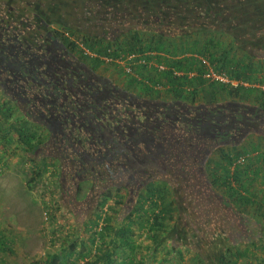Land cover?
Returning <instances> with one entry per match:
<instances>
[{"label":"trees","instance_id":"1","mask_svg":"<svg viewBox=\"0 0 264 264\" xmlns=\"http://www.w3.org/2000/svg\"><path fill=\"white\" fill-rule=\"evenodd\" d=\"M46 22L55 23L58 27L59 24L63 25L61 28L64 32L49 28L45 30ZM215 25L222 31L214 28ZM67 31L78 33L83 39V46L79 47L77 41L66 35ZM214 31L230 35L232 43L225 47L220 38L212 37ZM201 35L207 37L202 40ZM18 37L21 42H18ZM54 37L60 39L71 52L79 48L81 57L96 68L102 67L106 61L103 57H111L115 64V60L121 57L131 54L135 57L132 61L135 75L128 73L131 76L127 75L129 78L124 81L128 90L118 86L113 91L114 95H109L106 108H103L110 115H118V134L134 147L119 156L115 174L105 171V176L112 175L109 182L112 185H106L104 175L96 176L98 185H95L100 187L99 193L104 199L94 209L102 208L107 203L112 186L118 190L125 187L132 192H128L132 194L131 198L135 199V207L128 208L127 215L131 216L133 212L137 215L134 218L131 216L130 224L114 227L109 223L113 218L111 215L95 214L96 219L91 218L93 226L98 225L100 219L106 220L100 231L101 239L112 234L113 243L105 250L96 249V260L86 264H96L102 260L113 264V247L132 251L138 248L132 238L134 226L144 230L151 240L150 248L147 247L149 250L162 242L160 232L172 235L173 214L179 207L169 200L154 179L165 178L170 187L180 182L185 188L183 198L186 204L190 191L200 188L197 180L203 181L207 177L206 181H210L212 188L218 190L220 187L222 196H234L235 204L252 206L253 209L256 205L257 209L264 211V205L258 204L251 189L256 182H264V169L261 171L250 167V159L245 165L242 164L240 157L248 152L238 148L248 135L259 134V129L264 127V89L255 85L264 84V56L259 64L260 61L256 59L260 58L253 48L256 45L264 46V0H0V76L8 81L12 68L22 69L11 61V56L15 54L30 61L31 67L43 65L49 69L44 58H35L30 53L27 57V49L29 52L34 50L39 41L44 42L41 45L42 54H52L50 46ZM245 40L250 45L244 44ZM20 43L24 45L20 46ZM46 44L51 50L47 49ZM77 59L80 61H77L78 65L90 70V66ZM62 63L59 70L50 69L44 78L34 74L36 80L23 84L19 79L20 72L16 71L19 78L15 77L14 83L17 87L22 85L20 90L29 92L30 89L38 111L35 117L43 119L44 125L54 130L53 137L56 139L62 140V133L63 148L72 155L76 153L73 152V144L82 139V127L79 125L82 111L93 110L96 106L89 105L95 99L86 96L91 94L89 90H83L84 85H89L86 78L77 77L75 69L68 66L67 61L64 65ZM161 65L164 68H159ZM210 72L211 75L207 76ZM212 73L223 74L230 81H237L238 85L219 80ZM60 81L66 88L59 85ZM244 82L248 85H244ZM97 85L102 92L106 91L104 85ZM162 86L165 89L161 90ZM54 90L58 95L55 108L52 106ZM10 96L19 104L15 95ZM60 100H65L69 106L65 107L63 103L61 106ZM54 109L58 110L59 116L56 115L57 111L53 112ZM17 132L25 143L34 137L21 129H17ZM88 137L84 142L88 151L92 148L95 152L96 146L101 148L100 143L96 145L98 139ZM58 140H54L56 146L52 142V148L61 147ZM46 146L40 140L30 145L31 152L40 151L42 155L35 160L38 165L41 164L36 172L37 177L49 169L45 160L49 158L45 157L49 153ZM127 159H132L134 166L120 165L121 161ZM209 166L213 168V175L207 169ZM67 175V171L61 174V180L68 182L70 187L83 182H69ZM141 180H144L142 184ZM101 181L104 182L103 187L99 185ZM66 194L72 195L70 191H66ZM117 195V203L125 204L124 196L120 192ZM87 215L91 217L92 209ZM179 231L187 232L183 228ZM247 233L242 235L243 240H249L248 244L254 245L255 233L252 229ZM0 249H8L4 237H0ZM252 252L249 246L241 251L228 250V256L221 255L218 264H252L248 260L255 256V252ZM72 254L73 251L69 255ZM242 259H247L246 263H242ZM138 264H142L141 260ZM258 264H264V257L259 258Z\"/></svg>","mask_w":264,"mask_h":264},{"label":"rangeland","instance_id":"2","mask_svg":"<svg viewBox=\"0 0 264 264\" xmlns=\"http://www.w3.org/2000/svg\"><path fill=\"white\" fill-rule=\"evenodd\" d=\"M214 28L221 30L216 25ZM59 30L63 31L64 29L59 28ZM220 34L214 31L212 37L220 38L225 47L232 43L230 35ZM66 35L77 41L79 47L83 46V39L78 33L67 31ZM205 36L199 37L203 40ZM243 43L249 44L246 40ZM253 48H255V55L260 58L256 59L259 62L264 56V46L256 45ZM115 62L117 61L115 60ZM261 63L262 61L259 62V64ZM117 64L119 63L117 62ZM117 64L113 63V60H106L101 69L108 74L112 72L124 82L129 74L123 70V68L125 69L124 62L119 66ZM229 82L237 83V81ZM245 84L248 85L247 82H244ZM232 85L235 86L233 83ZM255 85L261 88L264 84L256 83ZM207 97L210 98V94ZM247 126L246 123L245 127ZM17 129L24 130L27 135L34 137L29 143H25L20 139ZM258 132L259 134H256L258 137L264 136V127ZM46 137L47 134L42 127L25 120L21 112L0 95V237H4L8 246L6 251L0 249V264H86L96 260V249H107L112 240L110 235L103 238L104 240L101 239L100 231L106 220L100 219L99 224L93 226L91 218L96 219L95 214H104L105 217L111 215L113 218L109 223L111 222L114 227L130 224L131 216L134 218L137 215L136 212H133L131 216L126 215L127 212L129 213L128 208H134L135 203L133 201H130L128 205L117 203L118 195L116 190H113L107 203L102 208L94 209L92 215H89L91 217L88 218L89 211L96 207V205L90 207V204H87L86 198L91 192V183L89 181L81 182L79 184L80 191L75 194L72 191L73 187H70L68 182L61 180L60 164L54 157L45 158L49 169L37 177L36 172L39 171L41 164L38 165L39 163L35 160L42 155L40 151L38 153L37 151L31 152L30 145L38 140L45 141ZM241 145L238 146L239 149ZM244 156L246 159L241 157V160L245 165L253 155L248 152ZM207 169L211 172L213 168L211 169L209 166ZM211 174L213 175V172ZM164 179L162 178L157 186L179 208L173 214L172 227H174L171 228L172 230L170 229L172 235L169 232H160L162 242L157 246L153 245L151 251L153 253L146 259V264L162 262L163 264H166L165 262L171 264H195L197 262L218 264L221 255L228 256V250L243 249V245L247 243L243 237L249 230L252 229L253 233L258 234L263 229L262 233H264V218L255 219L258 217L255 216L257 214L255 209L235 204L232 198L234 196H222L219 191L220 187L218 190L212 188L210 181H206L207 177L203 181L197 180L200 188L198 190L193 188L189 195L187 194V205L183 198L185 192L183 185L180 182H175L174 187H170L171 185L163 181ZM98 187L93 189L97 193L100 190ZM66 191H70L72 195L66 194ZM119 192L124 196L123 200L127 198L124 189H120ZM74 198L78 200H74ZM92 199L90 196L89 201ZM102 199L104 197L99 198L98 206ZM180 228L187 232L181 233ZM133 231L132 238L136 245L146 241V248L143 251L142 246L138 250L135 249L137 250L136 258L141 260L142 256H145L144 254L147 256L146 249L152 242L148 236L144 237L140 234L141 230L138 226H134ZM94 238L95 242L93 243ZM72 251L73 254L69 255ZM111 251H113V264L120 263L132 252L131 249L124 247H113ZM172 255L174 260H170ZM261 257H264L263 252L249 257L248 260L252 264H258ZM198 258L202 260L199 261ZM246 261L247 259L241 260L242 263H246ZM96 264L108 263L102 260Z\"/></svg>","mask_w":264,"mask_h":264},{"label":"flooded vegetation","instance_id":"3","mask_svg":"<svg viewBox=\"0 0 264 264\" xmlns=\"http://www.w3.org/2000/svg\"><path fill=\"white\" fill-rule=\"evenodd\" d=\"M46 23L47 24H46L45 30L47 28L52 29V30H59V28H61L63 26V25L59 24L60 26H59V28H57V27H55L56 26L55 23H53V24H51L49 22H46ZM50 31H48V32H50ZM59 31L62 32L61 30H59ZM20 37H18L19 38L18 42L19 41L21 42ZM50 41H53V40L50 39ZM54 41L51 42V46H50V47H52V54H42L43 53V49H42L43 47L41 45H44V42L37 41L38 46L35 48L36 50L31 49V47L33 45H31L29 48V49H31L30 52L27 49V51H28L27 57H29L30 54H32V56H34L35 58L36 57L38 59L44 58L46 63L49 66V69H47L43 65L31 67L30 61L23 58L22 55H19V54L12 55L11 61L13 62V64H15V66H21L22 69L12 68L11 69L12 73H10V75H9L10 79L8 81L6 80L5 77L0 76V84L2 86V87L0 86V95L2 96V98L5 101L7 100L12 105H14L21 112V114L25 117V120L29 121L32 124H36L39 127H42L44 129V132L47 134V137H46L44 143L47 144L46 148L49 151V153L45 157H56V159L59 161V164H60L61 174H63L65 171H67L69 173V175H67V178L70 179L69 182L75 181V182L79 183L80 181H89L91 183V188H90L91 192H89L86 199H87V204H90V207H92L94 205H97L99 198L102 197L101 193H97L93 190L94 186H96L95 183L97 182L96 176L104 175L106 170H109L110 172H112V174H115V172H117L116 168H118V166L116 165V161H118L119 156L122 153L126 154L128 151L130 152L131 149H133V147H134L133 144H131V143L129 144V140L125 139V137H123V135L118 134V131H117L118 115L117 114L116 115H112V114L110 115L107 112L103 111V108L104 107L106 108L107 99L110 98L109 95H114L113 94L114 89L116 90V88H118V86H119L122 89L128 90V87H127V85L124 84V82L122 80L119 79L118 76H116L112 72H110L108 74L103 69H101V67L96 68V67H94L93 64H91V63L89 64L85 59H83L81 57V53L79 52V50H80L79 48H78L79 50L77 48H74L73 52H71L67 48V46L64 45V43H62L60 41V39H56L54 37ZM66 44H68V43L66 42ZM21 45H24V44L20 43V46ZM46 45H47V49L51 50V48L48 46V44H46ZM64 47H65V49H64ZM20 49L22 50V47ZM24 52H26V50ZM36 52H38V53H36ZM72 56H73V58H72ZM77 58H79L87 66H90L89 67L90 70H86V69L82 68L80 65H78L77 61H79V60ZM22 61H24L26 63V65H24L25 63L23 64ZM66 61L69 63L68 66L73 67V69H75L74 73H76L77 77L86 78V80L89 82V85L88 84L84 85L83 90L84 89H86V91L89 90V92L91 94L90 95L86 94V96H90V97L95 99V101L91 100V103L89 105H95L96 106L95 108H93V110H89V109L86 110L85 109L82 111L83 116H81L79 119V125L82 127V129L80 130L81 135H82V139L79 140V142L77 144H73V146L75 147L73 152H76V153H73L72 155L67 153L63 148L64 140H63L62 133H61L62 140L56 139L55 137H53L54 130H50L49 128H47L44 125V123L42 122L43 119L41 120L39 117L38 118L35 117L37 115L38 111L35 109V107H36V105L34 104L35 100H34V98H32V95H30V89H29V92L19 89V87L22 86L21 84H23L25 82L28 83V80H36L34 78V74H36L39 77L41 75V77L44 78L45 75H48L50 73V69H51V71H55V69L59 70V65L62 62H63L62 65H64ZM41 62H43V61H41ZM16 71L20 72V75H21L20 78L18 77V75L15 74ZM21 71L24 73H22ZM15 77H18L20 79L21 84L19 85V87H17L18 85H16L14 83ZM97 77H99V78L97 79ZM120 78H122V77H120ZM97 81L99 83H97ZM47 83H49V81H47ZM96 84L104 85L106 91L103 90V92H102L100 89H98V85L96 86ZM59 85L66 88V86H64V84H62L61 81L59 82ZM16 91H19V92L17 93ZM12 94L17 97L19 104L14 99H12V97L10 96ZM53 95H54V98L52 97V106L55 108V106H56L55 99L58 97L57 92L55 90H54ZM7 96L11 97V99H9ZM59 102H60L61 106H62V103L65 107L69 106V104L65 103V100L63 102H62V100H60ZM113 104L115 105V101L113 102ZM53 112H56V115L59 116L58 110L54 109ZM69 114H73V112H70ZM53 124L54 125H57V124L60 125V123H53ZM88 136L98 139V141L96 142V145L98 143H100L101 148H98L96 146L95 152L92 148L90 149V151H88L86 148V143L84 144L85 138ZM53 138H55L54 139L55 141L58 140L61 143V147L58 144H57L58 147H55V148L51 147L52 142L56 146V142L53 140ZM145 141H146V138H145L144 142ZM114 162H115V165H114ZM108 163L110 165H108ZM120 165L123 167L134 166V162L132 159H127L126 161H121ZM108 166H110V168ZM88 175L93 176V178H90ZM106 177L107 176L104 175L106 185H109V184L112 185V183H109L110 179H112V175L107 177V178ZM143 181L144 180H141V184L143 183ZM154 181L159 182L160 180L154 179ZM163 181H166V180H163ZM139 182L140 181H138V183ZM103 183L104 182L101 181V182H99V185H101V187H103ZM130 183H131V181H130ZM134 186H136V185H134ZM108 187H110V186H108ZM98 188H100V187H98ZM123 189L127 193V198L124 199V201H125L124 205H128L130 200L132 199L131 198L132 192L128 191V189H126L125 187ZM113 190H116V193H119V190L117 187L112 186L111 191H113ZM72 191H74L75 194H78L79 193V184H77L74 188H72ZM93 192L96 193V194L94 193L95 197L93 196L94 194L92 195ZM128 192H131V193H128ZM90 196L93 199L89 201ZM135 196H137V195H135ZM74 200H77V199L74 198ZM132 201L134 202L135 199H132ZM94 208H92V212L94 211L93 210ZM127 214H128V212H127Z\"/></svg>","mask_w":264,"mask_h":264},{"label":"crops","instance_id":"4","mask_svg":"<svg viewBox=\"0 0 264 264\" xmlns=\"http://www.w3.org/2000/svg\"><path fill=\"white\" fill-rule=\"evenodd\" d=\"M245 85H247V84H245ZM162 89H165V87L162 86L161 90ZM252 137H254V138H252ZM240 150H246L244 152H249V153L251 152V154L253 155V157L250 158V167L253 166L255 170L260 169L261 171L264 169V165H263V163H264V161H263L264 160V158H263L264 157V136L258 137L256 134L250 135V137H248L246 142L243 145L240 146ZM241 157L245 158L244 155H242ZM234 163H236V160L234 161ZM248 165H249V163L247 164V166ZM233 168H235V167H232V169ZM243 181H245V180L243 179ZM251 189L255 192V196H256L255 200L257 202H259L258 204H263L264 205V201H263L264 200V197H263L264 192H262V190H264V182L263 181L256 182L255 185L252 186ZM250 207H252V206H250ZM254 209L255 210L257 209L256 205H255ZM256 212H257V214H255V216L257 215L258 217L255 218V219L258 220L259 217H261V218L263 217L264 218V216H263V212L264 211L262 209H257ZM262 230L263 229H261L258 232V234L257 233L255 234L256 241L254 242V245H253V248H252V250H253L252 253L255 252V254H258V253H261V251L263 250L264 239H263V237L261 235L262 234ZM140 234L143 235L144 237H146V232L144 230H141ZM110 236L113 238L112 234ZM245 242H247V243L244 244L245 246L243 245V249H245L247 246H249L251 248V246H252L251 243L248 244V242H249L248 240H245ZM111 243H113L112 240L110 241L109 244H111ZM137 246H138L137 250L139 249V247L141 248V246H142L141 249L143 251V249L146 248V241L143 244H137ZM148 248H150V247H148ZM148 248L146 249L147 256H146V254H144L145 256H142V259H141L142 264H146V259H148L149 256L152 254V252H151L152 250H149ZM243 249H240V251L243 250ZM137 250L132 251L131 254H129L126 259L121 260L120 263L122 264L124 262L125 264H130V262L133 261L132 264H138L139 259L136 258L137 256L135 254L137 252ZM172 258H173V255H172V257H170V260ZM120 263H118V264H120ZM165 263L168 264L167 262H165Z\"/></svg>","mask_w":264,"mask_h":264},{"label":"built area","instance_id":"5","mask_svg":"<svg viewBox=\"0 0 264 264\" xmlns=\"http://www.w3.org/2000/svg\"><path fill=\"white\" fill-rule=\"evenodd\" d=\"M135 57H134V55L133 54H131V55H127V56H124V57H121V58H119V59H116V61L120 64V63H123L124 62V66H125V70L127 71V73H130V74H134L135 75V72H134V70H133V66H132V64H133V59H134ZM105 59L107 60V61H112V59L110 58V57H105ZM159 68H164V66H160ZM211 75V72L208 74V76H210ZM212 76L213 77H215V78H217V79H219V80H222V81H227V82H229L230 80L226 77V76H224V75H218V74H216V73H212ZM233 84H235V86L236 85H238V82L236 83V82H232ZM246 83V82H245ZM262 88L264 89V85L262 86Z\"/></svg>","mask_w":264,"mask_h":264}]
</instances>
